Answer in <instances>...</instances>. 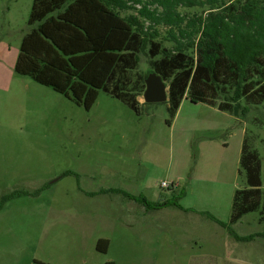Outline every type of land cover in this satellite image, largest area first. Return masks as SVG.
<instances>
[{"label":"rangeland","instance_id":"374dc122","mask_svg":"<svg viewBox=\"0 0 264 264\" xmlns=\"http://www.w3.org/2000/svg\"><path fill=\"white\" fill-rule=\"evenodd\" d=\"M84 1L59 17L66 0H0V264H264V237L230 235L263 234L257 213L230 229L203 215L228 226L264 103L241 122L186 98L171 120L163 103L136 116L101 91L120 20Z\"/></svg>","mask_w":264,"mask_h":264},{"label":"trees","instance_id":"16d2710c","mask_svg":"<svg viewBox=\"0 0 264 264\" xmlns=\"http://www.w3.org/2000/svg\"><path fill=\"white\" fill-rule=\"evenodd\" d=\"M81 1L66 0L57 15L68 13L70 5ZM88 1L83 2L84 7ZM93 1L130 27L128 33L125 25L115 20L119 25L117 29L122 32L116 40V49L120 52L101 91L123 103L136 116L142 114L144 105H149L140 103L138 98L143 95L144 80L150 72L162 77L167 85L168 98L163 104L170 120L177 114L183 98L213 106L239 122L251 108L264 103V0ZM41 26L39 24L37 29ZM112 45H103L100 50H112ZM141 55L148 59L147 73L137 72ZM111 57L113 62V55ZM238 173L242 185L234 191L228 226L208 213L203 214L229 229L251 213H257L258 221L264 222V151L260 154L253 149L246 135ZM109 193L122 194L147 209H163L166 205L122 190H109ZM20 195L26 194L5 196L3 202ZM173 205L183 210L176 202ZM230 235L244 242L253 240L256 235L264 237V233L246 237Z\"/></svg>","mask_w":264,"mask_h":264},{"label":"water","instance_id":"95a60500","mask_svg":"<svg viewBox=\"0 0 264 264\" xmlns=\"http://www.w3.org/2000/svg\"><path fill=\"white\" fill-rule=\"evenodd\" d=\"M145 90L143 92V102L145 104L165 103L167 96V85L162 77L154 72L147 74L144 80Z\"/></svg>","mask_w":264,"mask_h":264},{"label":"crops","instance_id":"0c3cea01","mask_svg":"<svg viewBox=\"0 0 264 264\" xmlns=\"http://www.w3.org/2000/svg\"><path fill=\"white\" fill-rule=\"evenodd\" d=\"M107 189H109V188H107ZM107 189H105V190H107ZM109 190H111V189H109ZM117 190H118V189H117ZM102 192H104V194L106 193V191H104V190H103ZM127 194H128V193H127ZM129 195H132V194H129ZM139 195H142L143 197L146 198L147 201H149L148 198H147L146 196H144L143 194H139ZM133 196H137V195H133ZM150 202H152V201H150Z\"/></svg>","mask_w":264,"mask_h":264},{"label":"built area","instance_id":"2783aa9c","mask_svg":"<svg viewBox=\"0 0 264 264\" xmlns=\"http://www.w3.org/2000/svg\"><path fill=\"white\" fill-rule=\"evenodd\" d=\"M162 188H166L167 187V185L165 184V183H161V185H160Z\"/></svg>","mask_w":264,"mask_h":264}]
</instances>
